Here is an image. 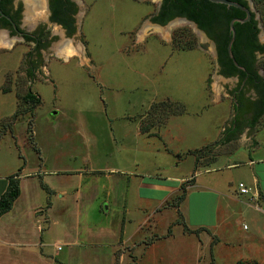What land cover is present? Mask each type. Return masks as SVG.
<instances>
[{
    "label": "rangeland",
    "instance_id": "rangeland-1",
    "mask_svg": "<svg viewBox=\"0 0 264 264\" xmlns=\"http://www.w3.org/2000/svg\"><path fill=\"white\" fill-rule=\"evenodd\" d=\"M74 1L78 30L66 37L55 25L56 39L41 59L29 60L31 45L20 40L0 42V116H7L0 151L8 156L2 160L0 152V165L25 177L23 198L0 228L1 237L21 245L0 244V264H264V228L246 215L215 222L214 196L200 194L221 178L238 186L249 177L248 165L227 167L248 150L241 136L223 142L239 84L221 75L215 46L183 20L155 24L161 0ZM249 1L264 44V0ZM23 3V25L45 15L35 0ZM32 63L35 77L27 74ZM256 66L264 74V54ZM2 90L15 91L17 101ZM28 92L38 105L22 99ZM258 128L255 158L264 156V116ZM233 151L230 160H216ZM255 168L264 187V164ZM193 175L199 186H188L183 217L189 228L199 218L218 233L212 257L207 233L178 222L172 202L181 191L164 200L166 193L151 187ZM42 182L67 189L66 197L48 193ZM71 238L80 245L68 244ZM41 240L50 260L41 259Z\"/></svg>",
    "mask_w": 264,
    "mask_h": 264
},
{
    "label": "trees",
    "instance_id": "trees-1",
    "mask_svg": "<svg viewBox=\"0 0 264 264\" xmlns=\"http://www.w3.org/2000/svg\"><path fill=\"white\" fill-rule=\"evenodd\" d=\"M238 1L241 4L248 6L247 0H234ZM58 11V8L56 9ZM54 17L55 20L64 23L66 26L69 25L68 21L64 18H61L60 15ZM177 16H185L190 20L195 21L198 26L203 29L211 39H213L217 46V55L218 63L221 67V74L225 76H230L233 74H240L245 76L246 73L241 69L237 68L228 54V42L231 37V31L229 27L230 20L234 17H245L246 14L239 8L228 7L225 4H216L210 0H163L157 14L152 18V21L165 25L170 20ZM236 29V38L232 45V51L235 56L236 61L244 66L247 70L253 71V68L256 66V56L255 52H264V44L259 42V22L256 18V14L252 12V17L249 21L245 23L235 22ZM243 78V77H242ZM259 79H262L259 77ZM19 97V95H18ZM24 101L28 104H31V107L38 105L40 102L37 94L33 92L26 93L22 97ZM17 110L15 116L19 115ZM256 117L251 123L252 126L259 120V114L264 113V90L261 93V100L259 105L255 108ZM236 123V120H233V124ZM239 125L236 126V129L229 133V137L226 139L232 141L235 139V132L239 131ZM226 141V142H228ZM207 146L203 148V151H200V158L205 156L207 151ZM206 150V151H205ZM200 158L197 160H200ZM215 159H213L214 161ZM20 173H15L8 178V185L6 190L0 196V218L10 211L13 207L15 200L21 194V185H20ZM195 177L184 181L181 183L179 190L181 191L179 195L172 202V207L179 208L181 203L187 198V189L188 186L194 183ZM42 186L47 190L48 193H52V189L45 183L42 182ZM180 219L178 222L184 225V230L189 232L208 231L205 227H200L197 229H191L186 225L183 215L180 213ZM171 229H169L168 234L170 235Z\"/></svg>",
    "mask_w": 264,
    "mask_h": 264
},
{
    "label": "crops",
    "instance_id": "crops-1",
    "mask_svg": "<svg viewBox=\"0 0 264 264\" xmlns=\"http://www.w3.org/2000/svg\"><path fill=\"white\" fill-rule=\"evenodd\" d=\"M0 42H2L0 40ZM223 78V77H221ZM225 78V77H224ZM2 92H4V94L8 93V92H14L15 96H16V101H17V93L15 91H10V90H2ZM217 92V91H215ZM18 103V102H17ZM16 111V110H15ZM13 111L12 113H10L11 116L14 114ZM7 115V114H4ZM264 116L263 114H259V119L260 120L262 117ZM256 114L255 111L253 110H242L239 111L237 110L234 119L236 120L235 124H232V126H228L229 128H224L223 130H226L225 136H224V141L226 142L228 141L226 138L229 137V133H232L235 129L236 126L239 125V133L240 135H238L237 137H242L244 138V144H243V148L245 150H248V156L243 155V157H241V160L239 161H233L231 164H227V167H232L235 165H239V164H244V165H248L249 166V173H248V180H243L241 179L238 183L240 182H244L246 183L249 187H251L253 189V193H258V195L256 196H247L245 194H241L239 191L238 186H233L230 183V178L226 179V181H224L225 179L221 178L219 179V182L216 183L214 186H212L210 184V186H208L209 184H206L205 186H201L203 187L206 191L202 192L200 194H206V193H211L214 196L215 199V208H216V213H217V217L218 219L215 222H222L224 220L227 221V219H239L241 217L246 216H251L252 218L250 219L255 226V229L260 228H264V187L261 185V179L259 177V175L256 172V168L255 165L258 163H263L264 164V156L259 157V158H255L253 157L257 151H258V147L261 144V139L259 138V128H258V122H256L254 124V126L251 125V123L253 122V120L255 119ZM7 118L4 116H0V123L2 121V119ZM222 131V130H221ZM6 135V132L4 133ZM230 142V141H228ZM227 143V142H226ZM253 143V146H251V144ZM218 146H220L221 143H216ZM237 151V150H235ZM235 151L233 152H228V153H220L217 159H222L221 157H227V160H230L228 156H232ZM1 152V151H0ZM1 155L3 157L2 160L4 158H6V160L8 161V156L7 154H3V152H1ZM6 160L4 162H6ZM3 163V162H2ZM3 166V167H2ZM2 166L0 165V196L2 195V193L6 190L7 185H8V178L15 174L12 168H9V163H3ZM11 169V170H8ZM55 171H49V173H53ZM36 173H40V172H34L33 174ZM199 173V172H198ZM195 174H197V172H195ZM194 176V175H193ZM195 180L194 183L191 185V187H196L199 186L198 185V176L195 175L194 176ZM20 185H21V194L20 196L15 200L13 207L10 211H8L7 213H5L1 218H0V228L5 227L6 225V221L8 219L9 216H11L13 214V211L17 208L19 202H21L22 198H23V190H24V176L22 174H20ZM183 180L180 181V183ZM79 184H81V182L78 181ZM53 191V194H59L60 198H65L68 191L65 188H57L55 185L52 186L49 183L47 184ZM181 184H176V185H171V184H164V183H155L152 184L151 187L155 190H157V192H164L166 193L164 196V200H167L168 198H170L172 195L176 194L177 192H179V188H180ZM147 186H150L148 183H141L140 187L141 188H146ZM248 198H251L252 200H256L254 202H251ZM185 201V200H184ZM184 201L181 203V205L179 206V208H175L178 211L181 212L182 215H184V212L182 210V206L184 204ZM257 202V203H256ZM33 208L35 211L38 210L37 204L33 203L32 204ZM54 207V202L50 201V205L47 207V210L45 209L44 213L46 215V217H48L50 211H52ZM41 207H39L40 209ZM221 209L222 213L220 214V216L218 215V211L219 209ZM254 208V209H253ZM256 209V210H255ZM259 212V213H256ZM260 213L263 215V217L260 215ZM185 219V218H184ZM191 228L192 229H197L200 227H205L208 229V231H203L204 233H207L206 235L209 236L210 241L208 245L209 251H210V257H212V240L213 238H217L218 242L220 241V237L218 235V233L215 230H212L213 227H210L207 224H204L202 222H200L199 218L197 220V222L191 224ZM38 230L43 233V228L41 229L40 225L38 226ZM167 235V234H166ZM169 235V234H168ZM201 235V233H200ZM199 235V236H200ZM0 244H3V247L8 248V246L10 245H21L20 243H18L16 240L13 239H6L0 236ZM202 242V241H201ZM217 242V243H218ZM68 244H70L71 246H78L80 245L79 241L76 242L74 240L68 239ZM38 246L40 247V254H41V259L44 260H50L51 258L49 257V255L45 252L44 250V242L43 240H41L38 243ZM214 248V247H213ZM120 262L124 261L125 258V252L122 251L120 252ZM211 264V263H209Z\"/></svg>",
    "mask_w": 264,
    "mask_h": 264
},
{
    "label": "flooded vegetation",
    "instance_id": "flooded-vegetation-1",
    "mask_svg": "<svg viewBox=\"0 0 264 264\" xmlns=\"http://www.w3.org/2000/svg\"><path fill=\"white\" fill-rule=\"evenodd\" d=\"M35 4L37 5V7L45 9V15L37 18L35 22L31 21V23L29 21L30 26L33 25L32 27H30L29 25H23V0L0 1V8L3 12V15L0 14V31L4 32V38H0V40L3 44H9L13 43L15 39H17L18 41L20 40L26 45H31V49L28 52L29 60L38 57L39 59H41V57L43 56V52L50 49V46L57 36L56 33L53 32V27L55 25L58 26V29L60 31L65 33L66 37H71L78 30L76 15L78 13L79 5L76 1L35 0ZM57 8L58 11L56 10ZM55 11L58 12L57 15H60L61 18L67 20L69 25L66 26L64 23L55 20ZM155 15H153V17ZM8 17L11 20H9ZM64 44L60 45L61 51L65 47ZM258 54H264V52L256 51V60ZM28 73L31 77H35L34 63H32L30 69H27V74ZM245 73V76H241L240 74H233L230 76L223 75L224 77L234 78L236 80V83L239 84L235 85V88L232 91L229 90L231 91V97L237 102V109L239 111L246 109L254 110L255 108H257L259 105V101L261 100L262 90H264V74L261 69H258L257 66H255L253 68V71H249L246 69ZM259 77H261L262 79H259ZM238 135H240V133L238 131L235 132V137H237Z\"/></svg>",
    "mask_w": 264,
    "mask_h": 264
},
{
    "label": "water",
    "instance_id": "water-1",
    "mask_svg": "<svg viewBox=\"0 0 264 264\" xmlns=\"http://www.w3.org/2000/svg\"><path fill=\"white\" fill-rule=\"evenodd\" d=\"M210 1L213 2V3H216V4H225L228 7H236V8H239V9H241L246 14V16L243 17V18L242 17H234L233 19L230 20L229 27H230V31H231V37H230V40H229L228 46H227L229 57L233 61L234 65L237 68H239V69H241V70H243V71L246 72V68L244 66L240 65L236 61L235 56H234L233 51H232V45H233V43L235 41V38H236V29H235V25H234L235 22L245 23V22L249 21L251 19V17H252V12H254V10L252 9V6L250 4V1L247 0L248 1V6H245V5L241 4L240 2L234 1V0H210ZM161 3H162V0H161ZM161 3H160V5H161ZM160 5H159V8H158V11L160 9ZM0 14L3 15V12L1 10V8H0ZM76 18H77V15H76ZM174 19L183 20V21H185L187 23L192 24L200 33L203 34V36L206 39L210 40V42L215 46V48H216V54H217V46H216L215 41L213 39H211L209 37V35L203 29H201L195 21L190 20V19H188L185 16H177V17L173 18L172 20H174ZM9 20H11V19L9 18ZM172 20H170L168 23H170ZM155 24L161 25L159 23H155ZM32 26L33 25H31L30 27H32ZM78 28H79V25H78ZM217 65H218L219 69H221V67H220V65L218 63V55H217Z\"/></svg>",
    "mask_w": 264,
    "mask_h": 264
},
{
    "label": "built area",
    "instance_id": "built-area-1",
    "mask_svg": "<svg viewBox=\"0 0 264 264\" xmlns=\"http://www.w3.org/2000/svg\"><path fill=\"white\" fill-rule=\"evenodd\" d=\"M238 188L241 194H251L252 196L257 195V192L253 193V189L244 182L238 183Z\"/></svg>",
    "mask_w": 264,
    "mask_h": 264
}]
</instances>
